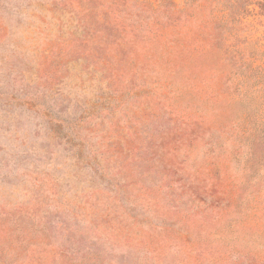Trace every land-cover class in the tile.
<instances>
[{
    "label": "rangeland",
    "instance_id": "obj_1",
    "mask_svg": "<svg viewBox=\"0 0 264 264\" xmlns=\"http://www.w3.org/2000/svg\"><path fill=\"white\" fill-rule=\"evenodd\" d=\"M154 2L0 0V264H264V189L257 199L251 186L264 179V140L250 135L255 159L228 220L247 147L217 133L213 119L204 125L212 134L190 146L202 113L195 103L224 98V73L212 67L182 86L122 64L109 86L87 55L103 20L110 17L107 31L123 35L119 27L132 29L143 3ZM243 21L245 40L263 38L256 6ZM60 118L76 122V136ZM208 157L223 164L220 171L206 170ZM172 191L182 210L212 200L219 208L207 212L205 227L193 226L197 248L187 251L196 243L176 233L156 257L143 238H164Z\"/></svg>",
    "mask_w": 264,
    "mask_h": 264
},
{
    "label": "trees",
    "instance_id": "obj_2",
    "mask_svg": "<svg viewBox=\"0 0 264 264\" xmlns=\"http://www.w3.org/2000/svg\"><path fill=\"white\" fill-rule=\"evenodd\" d=\"M255 6L259 9V13L264 15V0H155L154 3H143V9L136 15L138 21L134 22L135 25H129L132 29H127L124 25L120 26L123 35L107 31L110 20L108 17L102 22L103 28L92 33L87 49V55L93 58L94 66L102 69L104 75L108 77V82L111 81L109 86L121 73L122 64L133 65L138 71L166 75V79L180 81L182 86H189L192 77L202 75L212 67L224 73L222 86L224 98L205 97L202 100L198 97L199 101L195 103L202 113L196 120L190 146L199 138L212 134L211 126L204 125L207 119H213L211 124L217 122V133L228 139L237 138L241 146L247 147L246 159L242 166L244 176L238 182L240 186L236 187L234 200L226 207L228 211L225 220L230 218L235 205L240 201L237 190L247 184L246 176L249 175L250 162L255 159L249 151L253 148L250 135L253 134V141L264 140L262 136L264 133V34L263 38L246 40L240 34L244 18L253 12ZM124 33L130 34L126 36ZM237 38H241V41L235 42ZM138 46L142 61L132 57L138 52L135 51ZM120 53L127 54L125 61L119 56ZM188 95L193 96L195 93L189 90ZM192 99L189 97L188 102L191 103ZM251 117L254 119V127H249ZM60 119H62L60 120L62 128H66L70 132L69 135L76 136L77 131L81 129L76 122L67 126L63 124L64 119ZM76 145L81 147V143ZM211 147L213 145L209 143L208 149ZM206 155H210V152H206ZM212 155L219 157L224 154L212 153ZM204 164L210 173L214 168L220 171L223 167V164L220 161L217 163L213 157H208ZM179 168V163L176 162V165L168 169L170 179L177 176ZM263 181L264 179H260L251 184L255 188L253 194L257 199L261 198ZM173 193L172 191L169 196L175 200L173 203L169 201L173 216H170V221L163 230L164 238L157 240L149 235L143 238L156 257L163 248L164 239L169 238L170 235L175 237L176 233L190 234L189 239L196 243L195 246L188 245L187 251L191 252L197 248L199 239L191 235L193 226L205 227L210 221L209 217L205 216L207 212L212 208H219V201L212 200L210 203H201L203 208L199 203L190 207L188 211L182 210L175 199L179 195H172ZM134 203L129 201L125 205L131 211V216L134 208L128 206ZM200 212L202 217L198 220L196 217ZM224 216L225 213H222V218H219L220 223H223ZM136 218L135 216L134 219ZM229 224L225 226L229 227ZM138 234L139 231L135 232L133 238H139Z\"/></svg>",
    "mask_w": 264,
    "mask_h": 264
}]
</instances>
